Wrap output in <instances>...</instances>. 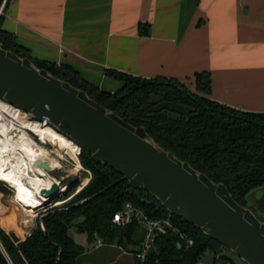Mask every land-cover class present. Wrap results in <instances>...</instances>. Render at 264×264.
I'll list each match as a JSON object with an SVG mask.
<instances>
[{
    "label": "trees",
    "instance_id": "16d2710c",
    "mask_svg": "<svg viewBox=\"0 0 264 264\" xmlns=\"http://www.w3.org/2000/svg\"><path fill=\"white\" fill-rule=\"evenodd\" d=\"M2 21L0 17L1 49L29 59L35 67L84 91L124 122L142 127L159 148L171 152L214 183L224 184L241 206L248 208V194L264 187V113H249L211 100L209 74L195 76L193 91L176 79L141 78L107 70L106 77L121 83L110 94L81 80L68 66L33 60L28 49L1 29ZM79 149L80 154L86 155L82 164L91 173L87 185L74 195L80 202L46 215L42 219L43 229L37 226L23 241L0 228V264H77L76 259L85 250L69 237L71 226L84 234L89 244L100 239L103 244L134 246L138 248L132 249L134 255L142 244L140 228L135 223L114 227L112 219L116 212L125 204H132L155 219L170 215L149 193L118 181L121 175L116 170L95 164L90 153ZM75 186H69L67 197ZM261 201L264 206V198ZM251 212L263 222L257 210ZM171 222L178 232L169 230L156 237L143 264H196L204 251L216 253L221 246L179 217L171 215ZM186 240L192 245L188 246ZM135 264H140L137 259Z\"/></svg>",
    "mask_w": 264,
    "mask_h": 264
},
{
    "label": "crops",
    "instance_id": "0c3cea01",
    "mask_svg": "<svg viewBox=\"0 0 264 264\" xmlns=\"http://www.w3.org/2000/svg\"><path fill=\"white\" fill-rule=\"evenodd\" d=\"M0 17L33 60L68 66L103 92L121 87L107 70L190 89L207 73L211 100L264 113V0H1ZM132 249L102 253L135 264Z\"/></svg>",
    "mask_w": 264,
    "mask_h": 264
},
{
    "label": "water",
    "instance_id": "95a60500",
    "mask_svg": "<svg viewBox=\"0 0 264 264\" xmlns=\"http://www.w3.org/2000/svg\"><path fill=\"white\" fill-rule=\"evenodd\" d=\"M0 100L71 140L95 164L116 170L118 181L149 193L171 215L197 227L243 263L264 264V222L237 203L224 184L159 148L145 129L124 122L84 91L1 48ZM38 167L50 171L44 163Z\"/></svg>",
    "mask_w": 264,
    "mask_h": 264
},
{
    "label": "rangeland",
    "instance_id": "374dc122",
    "mask_svg": "<svg viewBox=\"0 0 264 264\" xmlns=\"http://www.w3.org/2000/svg\"><path fill=\"white\" fill-rule=\"evenodd\" d=\"M193 90V88H191ZM194 91V90H193ZM27 115V114H26ZM28 116V115H27ZM29 120H31L28 117ZM33 121V120H32ZM20 137V136H19ZM8 140L15 148H19L16 141L8 135ZM21 143L33 141L37 145H41L51 150L49 144L41 142L35 134L25 131L23 138L20 137ZM45 143V144H44ZM76 154L78 157V163H74L73 160L64 157L63 161H60V166L55 168L54 171L48 172V175L57 180L58 189L55 194L46 199L38 209L36 206L22 196L14 193L10 188L0 183V204L4 207H0V228L7 234L14 233L18 239H25V233H31L37 226L43 229L42 219L48 214H52L55 211L67 210L72 205H77L80 201L74 195L80 192L87 182L89 181L88 169L82 164V160H85L86 155L80 154V149L76 147ZM41 174V173H40ZM84 181V182H83ZM76 185L70 196H66V193L70 189V185ZM54 189H51V194ZM67 197V198H66ZM264 198V187L253 189L246 197L247 209L251 211L257 210L258 215L264 222V206H262V199ZM78 201V202H77ZM31 220L29 224L25 221ZM11 227V229H10ZM139 238L143 239L145 229L139 227ZM69 237L77 244L85 249V252L80 255L76 260L77 264H112L108 256H104L102 250L108 244H103L101 249H97L94 244L92 246L88 244L87 238L84 234L78 233L74 226L69 229ZM90 246V247H89ZM88 247L90 249H88ZM88 249V250H87ZM216 256H219L222 260L228 259L232 264H243V261L235 256L231 251L225 247L216 248ZM90 252V253H89ZM93 252V254H91ZM229 262V261H228ZM204 264H224L222 261H215L213 256L206 255L203 259ZM198 264V263H196Z\"/></svg>",
    "mask_w": 264,
    "mask_h": 264
},
{
    "label": "bare ground",
    "instance_id": "6f19581e",
    "mask_svg": "<svg viewBox=\"0 0 264 264\" xmlns=\"http://www.w3.org/2000/svg\"><path fill=\"white\" fill-rule=\"evenodd\" d=\"M27 115L0 100V183L28 199L39 209L51 195V189L59 186L48 172L58 168L65 156L78 163L77 145L46 124L32 121L31 118L29 120ZM25 131L49 144L51 150L33 141L21 143L19 138H23ZM8 135L16 141L18 149L13 147ZM40 163L47 165L50 171L40 169ZM0 207L4 208L1 204Z\"/></svg>",
    "mask_w": 264,
    "mask_h": 264
},
{
    "label": "built area",
    "instance_id": "2783aa9c",
    "mask_svg": "<svg viewBox=\"0 0 264 264\" xmlns=\"http://www.w3.org/2000/svg\"><path fill=\"white\" fill-rule=\"evenodd\" d=\"M88 175L91 177L90 171H88ZM133 223L145 229L144 237L141 242L142 244L139 250L134 254L135 259H137L140 264L144 263V258L148 251L153 247L156 237L162 234H166L169 230L178 232V229H176L172 225L171 214L162 219H155L150 217L148 214L146 215L140 208L133 206L132 204H125V206L121 210L116 212L112 219V225L116 228L126 227L132 225ZM179 236L181 238H185L183 234H180ZM186 242L188 246L192 245V242L190 240H186ZM102 245L103 242L100 239H97L95 242V246L101 247ZM206 255L213 256L215 261L219 260L224 264H231L230 261L228 262L227 260H222L219 256H216V254L211 251H204L202 254H200L198 256L199 259L197 263L204 264L203 259Z\"/></svg>",
    "mask_w": 264,
    "mask_h": 264
}]
</instances>
